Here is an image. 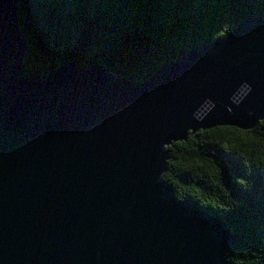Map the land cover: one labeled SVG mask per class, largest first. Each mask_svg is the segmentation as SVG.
Segmentation results:
<instances>
[{"label":"water","instance_id":"95a60500","mask_svg":"<svg viewBox=\"0 0 264 264\" xmlns=\"http://www.w3.org/2000/svg\"><path fill=\"white\" fill-rule=\"evenodd\" d=\"M20 6L0 0V264H226L236 237L162 177L174 142L264 121V18L134 84L25 75Z\"/></svg>","mask_w":264,"mask_h":264},{"label":"trees","instance_id":"16d2710c","mask_svg":"<svg viewBox=\"0 0 264 264\" xmlns=\"http://www.w3.org/2000/svg\"><path fill=\"white\" fill-rule=\"evenodd\" d=\"M20 10L29 48L22 62L25 75H47L70 62L82 69L101 65L142 84L188 51L224 38L245 18H264V0H21ZM218 128L225 127L191 137L198 142L196 153L216 169L215 177L207 165L177 171L168 147L163 177L171 174L175 184L163 177L162 182L178 200L222 221L237 240L225 253L264 255V170L246 163L238 151L221 148L213 135ZM177 185L195 192L181 193ZM198 194L216 197L220 207L203 203Z\"/></svg>","mask_w":264,"mask_h":264},{"label":"clouds","instance_id":"9594fccd","mask_svg":"<svg viewBox=\"0 0 264 264\" xmlns=\"http://www.w3.org/2000/svg\"><path fill=\"white\" fill-rule=\"evenodd\" d=\"M213 135L218 137V143L225 151H238L240 155L245 158L246 163L264 170V123H259L251 129H239L235 126L218 128ZM198 142L189 138L187 141L174 142L170 150L176 159L172 162L177 171H186L190 167L207 165L208 175L210 177L216 176V169L212 167L210 161L203 160L197 153L195 145ZM164 180L175 184L171 174H165ZM212 183L219 187L218 181L212 179ZM178 191L194 193L195 189H181L177 185ZM220 192L227 199V192L220 188ZM198 198L203 203L219 208L216 197H206L198 194ZM261 248H264V240L261 241ZM226 264H264V255L259 252H243L240 256L235 253L229 255L225 253Z\"/></svg>","mask_w":264,"mask_h":264}]
</instances>
